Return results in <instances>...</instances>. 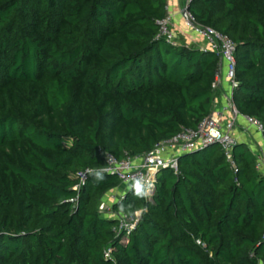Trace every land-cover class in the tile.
<instances>
[{"label": "trees", "instance_id": "1", "mask_svg": "<svg viewBox=\"0 0 264 264\" xmlns=\"http://www.w3.org/2000/svg\"><path fill=\"white\" fill-rule=\"evenodd\" d=\"M167 0H0V264H264V176L242 143L161 169L150 201L78 174L137 157L212 106L218 57L157 38ZM234 46L232 104L264 140V0H189ZM109 250L110 258H104Z\"/></svg>", "mask_w": 264, "mask_h": 264}, {"label": "built area", "instance_id": "2", "mask_svg": "<svg viewBox=\"0 0 264 264\" xmlns=\"http://www.w3.org/2000/svg\"><path fill=\"white\" fill-rule=\"evenodd\" d=\"M188 2L189 0H184V6L179 11V16L184 26L191 34L201 39V46L199 49L214 53L219 60L218 70L211 84V89L213 92L217 90L220 73L221 70H223L224 78L227 83V90L222 94L220 100L212 99V106L209 114L204 117L194 129H181L173 137L158 142L148 152L140 156H126L121 159H116L112 154L100 151L104 166L111 169V172L106 174L115 176L119 181V186H122L124 191L130 189V184L137 178H147L154 183L155 187L156 175L159 170L169 169L176 173L177 159L181 154L199 150L211 144L219 146L224 158L231 168H233L232 148L236 140L232 132L235 121L239 117H242L258 133L261 134L262 132V127L257 120L239 115L232 104L231 96L236 86L234 81L233 43L226 36L212 29L195 24L188 13L184 15L183 13L187 8ZM157 25V38L172 46H177L173 31L171 30L169 17L166 16L158 21ZM256 168H259L258 164H256ZM86 174L87 170L78 174V186L83 184ZM123 192L115 202L122 197ZM151 197L145 200L150 201ZM100 212L105 218L116 220V233L121 231L130 232L134 228L132 225L136 223L138 218L137 216L129 218L122 214H109L110 207L104 209V211L100 210ZM262 238L264 239V234ZM104 258H110L109 250L104 252Z\"/></svg>", "mask_w": 264, "mask_h": 264}, {"label": "crops", "instance_id": "3", "mask_svg": "<svg viewBox=\"0 0 264 264\" xmlns=\"http://www.w3.org/2000/svg\"><path fill=\"white\" fill-rule=\"evenodd\" d=\"M183 6L184 0L166 1V16L170 19L171 30L174 33H179L183 36L185 40V47L199 49L201 46V39L189 32V30L184 26L181 17L179 16V11L183 8ZM218 84V88L214 92L213 98L220 100L222 94L227 90V83L224 78L223 70H221ZM232 134L237 143L246 145L251 153L255 156L256 164L259 166L257 170L261 175L264 176V140L261 134L258 133L251 125H249L242 117L236 119ZM123 191L124 188L119 186L118 188L107 192L106 195H110L111 201L105 203L106 205L100 202L99 210L101 206L103 210L110 207V205L115 202V200L121 195ZM109 214L115 213L110 212Z\"/></svg>", "mask_w": 264, "mask_h": 264}, {"label": "clouds", "instance_id": "4", "mask_svg": "<svg viewBox=\"0 0 264 264\" xmlns=\"http://www.w3.org/2000/svg\"><path fill=\"white\" fill-rule=\"evenodd\" d=\"M111 172V169L105 166H101L96 169H87V174L91 175L95 182H102L106 179V173ZM130 188L134 195L140 199H148L154 190V183L147 178H137L130 184ZM148 211L147 208L137 210L134 215L137 217H142L144 213ZM133 227L135 224L132 225Z\"/></svg>", "mask_w": 264, "mask_h": 264}, {"label": "rangeland", "instance_id": "5", "mask_svg": "<svg viewBox=\"0 0 264 264\" xmlns=\"http://www.w3.org/2000/svg\"><path fill=\"white\" fill-rule=\"evenodd\" d=\"M173 34H174V37H175V41H176V44H177V46H184L185 44H184V38H183V36L182 35H180L179 33H174L173 32ZM190 35V34H189ZM188 37H190V36H188ZM111 201V199H110V195H104L102 198H101V202L104 204V205H106L105 203H108V202H110ZM102 209V206H101V208H100V210ZM103 210V209H102ZM104 211V210H103Z\"/></svg>", "mask_w": 264, "mask_h": 264}, {"label": "water", "instance_id": "6", "mask_svg": "<svg viewBox=\"0 0 264 264\" xmlns=\"http://www.w3.org/2000/svg\"><path fill=\"white\" fill-rule=\"evenodd\" d=\"M186 13H187V9L184 11V13H183V14L185 15ZM218 62H219V60H218Z\"/></svg>", "mask_w": 264, "mask_h": 264}]
</instances>
